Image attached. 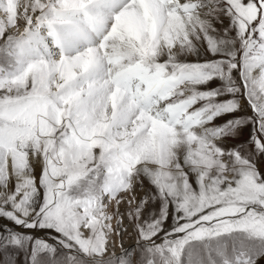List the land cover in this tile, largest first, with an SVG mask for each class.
I'll use <instances>...</instances> for the list:
<instances>
[{
	"label": "snow or ice",
	"instance_id": "obj_1",
	"mask_svg": "<svg viewBox=\"0 0 264 264\" xmlns=\"http://www.w3.org/2000/svg\"><path fill=\"white\" fill-rule=\"evenodd\" d=\"M10 249L4 264H264V0H0Z\"/></svg>",
	"mask_w": 264,
	"mask_h": 264
},
{
	"label": "rangeland",
	"instance_id": "obj_2",
	"mask_svg": "<svg viewBox=\"0 0 264 264\" xmlns=\"http://www.w3.org/2000/svg\"><path fill=\"white\" fill-rule=\"evenodd\" d=\"M13 31H15V30H13ZM139 191H140V189L138 187L137 192H139ZM121 210L123 211V207L121 208ZM124 224L127 226V232H125L123 235V247L129 248L136 243V233L133 230V227H132V225L129 222L127 217H125ZM116 244H117V246L115 247L114 251H115L116 255L119 256L121 254V252L123 251V249L119 246V244H120L119 238H117ZM14 253H15V250H12V249H10L8 251V253L0 251V264H4V262L7 259H9L10 256H11V258H13L17 261H21L23 259L22 254L20 256H16Z\"/></svg>",
	"mask_w": 264,
	"mask_h": 264
}]
</instances>
